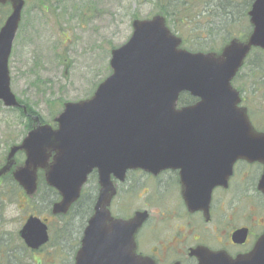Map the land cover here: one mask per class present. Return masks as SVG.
<instances>
[{"label":"water","instance_id":"obj_1","mask_svg":"<svg viewBox=\"0 0 264 264\" xmlns=\"http://www.w3.org/2000/svg\"><path fill=\"white\" fill-rule=\"evenodd\" d=\"M5 4L11 10L0 28V102L25 110L11 92L8 69L24 0H0ZM247 15L251 31L245 39L233 38L207 53L183 49L161 15L134 20L128 41L111 52V74L94 94L65 103L54 119L57 129L37 125L10 148L0 176L22 151L25 161L13 178L32 196L36 173L43 170L46 183L60 196L52 215L66 214L96 172L98 198L74 264H154L136 252L135 235L146 213L135 212L127 220L110 215L112 177L122 180L127 170L156 174L183 166L194 183L211 191L227 181L237 159L264 166V132L253 128L231 83L253 49L264 51V0H253ZM183 92L197 102L178 107ZM19 235L30 249L48 239L45 223L36 217L27 219ZM193 253L198 264H264V234L248 254L236 258L206 249Z\"/></svg>","mask_w":264,"mask_h":264},{"label":"rangeland","instance_id":"obj_2","mask_svg":"<svg viewBox=\"0 0 264 264\" xmlns=\"http://www.w3.org/2000/svg\"><path fill=\"white\" fill-rule=\"evenodd\" d=\"M189 1L188 7H192L197 16L186 20L182 14L181 17L177 14L183 11L177 6L170 17L173 28L166 20L167 26L187 42V50H218L224 31L228 28H224L226 23L221 18H215L219 12L197 7L196 0ZM236 1L233 16L239 18V23L229 27L232 37L239 32L245 36L251 30L245 13V9L247 12L249 8L244 4L248 0ZM158 3L163 6L168 4V0H49L45 4L41 0H27L23 22L13 43L8 65L11 92L26 107L24 114H20L17 109L5 108L0 102V160H4L10 148L19 144L31 131L25 119L27 113L37 125L51 127L49 124H38L39 119L50 121L62 112L63 103L89 98L109 75L110 51L128 40L133 19L144 20L161 15L158 13ZM7 15V10H0V26ZM233 86L241 92L242 104L248 108L254 127L264 131V56L251 55ZM5 189L9 198L13 189L8 186ZM115 204L120 212L128 210L126 204ZM48 205L42 207L37 204V209L22 200L2 202L1 264L6 263L5 259L13 260L14 256L19 264H35L32 257L36 261H48L52 260V256L54 264H74L73 255L78 249L80 237L78 220H71L70 227L67 225L66 232L70 238L62 246V236L67 234L64 229H60L59 217L52 219L50 242L39 253L31 254V251L25 250L21 239L17 237L18 230L29 214L49 217ZM141 207L137 201L131 210ZM120 212L119 215H123ZM64 222L67 220L64 219ZM60 255L62 258H59Z\"/></svg>","mask_w":264,"mask_h":264},{"label":"flooded vegetation","instance_id":"obj_3","mask_svg":"<svg viewBox=\"0 0 264 264\" xmlns=\"http://www.w3.org/2000/svg\"><path fill=\"white\" fill-rule=\"evenodd\" d=\"M46 1L49 0H41L44 4ZM24 3L26 6L27 0H24ZM6 7L9 11L10 7ZM22 15L23 11L21 17ZM17 110L20 114H24L22 109ZM25 119L29 122V130L37 126V122L33 121L28 113ZM53 120L54 118L43 122L39 119L38 124H49L55 129L57 125ZM7 156L2 160L3 163L0 160V169L7 163ZM24 160L23 152L16 153L10 170L0 176V205L5 200L29 202L32 208H37L35 206L37 204H41L42 207L49 204L47 210L49 217H38L35 213L28 215L18 230L17 237L21 239L19 232L27 219L36 217L45 223L48 239L37 249H30L21 239L23 248L31 251V254L42 251L51 239L50 221L58 217L60 229H64L65 232L71 220H78L79 247L97 202L99 193L97 176L95 174L91 176L93 180L89 179L79 199L71 205L67 214L52 215V206L59 201V195L46 183L42 170L36 173V191L33 196L26 195L14 180L13 173L23 165ZM263 170V164L258 161L248 162L237 159L232 165L227 181L216 185L211 191L202 184L194 183V180L185 174L183 166L156 174L130 170L125 173L122 181L113 180L115 194L109 207L110 214L113 218L127 220L135 212L146 213V219L135 236L136 250L140 256L154 264H198V258L193 253L196 249H206L231 258L243 256L253 249L256 241L264 234V192L261 189ZM7 186L13 189L9 198L5 189ZM137 201L142 207L131 210ZM119 202L126 204L128 210L120 212L118 205L115 204ZM119 212L123 215H119ZM64 219L67 222H64ZM66 234L62 236V246L70 237L68 232ZM56 255L58 256L57 253ZM15 257L9 261L5 259V264H19ZM51 258L52 260L48 261L43 259L36 261L32 257L35 264H54L53 256ZM59 258H62V255ZM65 259L61 262L63 263Z\"/></svg>","mask_w":264,"mask_h":264},{"label":"trees","instance_id":"obj_4","mask_svg":"<svg viewBox=\"0 0 264 264\" xmlns=\"http://www.w3.org/2000/svg\"><path fill=\"white\" fill-rule=\"evenodd\" d=\"M155 1L160 2V0H155ZM196 1H198L197 5H199L197 7L207 8L208 11L213 9L216 13H218V12L220 13L219 15L216 14L215 18H217V19L221 18L226 23L224 25V28L228 27L227 30L224 31V34H223L224 36L221 39L222 43L219 47L223 46L230 38H232V35L230 34L232 32L229 31V27L234 26V25L239 23V18L235 19L233 16V8H236L237 1L236 0H196ZM252 1L253 0H248V2H244V4H246V8L250 7ZM189 3H190L189 0H168V4H165L163 6L158 3L159 7H160V10H159L160 12H158V13L163 15L166 18V20L169 21V24L173 28V24H172V21L170 20V17L173 14V9H175L177 6H180L181 9H183L182 12H180V13L178 12L177 14L178 15L182 14L186 20L190 21L197 16V14L194 13L192 7H188ZM245 13H247L246 9H245ZM201 14H202V11H201ZM180 17H181V15H180ZM173 21L175 23L177 22L176 19H173ZM180 21L182 22V18L180 19ZM200 25H202V23H200ZM211 25L213 26V24H211ZM237 37L244 38V33L239 32ZM208 38L211 39V37H208ZM186 45H187V42L185 40H183V46L185 47ZM186 49H188V48H186ZM210 51H214V50L211 49ZM253 54L259 55V56H261V55L264 56V52H261L259 50H254L251 55H253ZM250 56L248 57V59L250 58ZM248 59H247V61H248ZM244 66L242 69H244ZM193 101H195V99L192 98L191 96H189L188 94H181L179 97V104L180 105H189V104H192ZM69 238L70 237H68V239Z\"/></svg>","mask_w":264,"mask_h":264}]
</instances>
